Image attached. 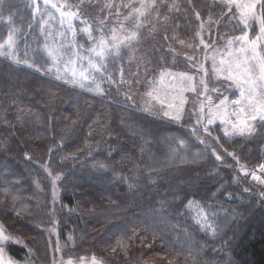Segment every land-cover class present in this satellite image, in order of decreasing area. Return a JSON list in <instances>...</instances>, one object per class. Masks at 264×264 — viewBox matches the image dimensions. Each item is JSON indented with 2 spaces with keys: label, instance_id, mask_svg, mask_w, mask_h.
I'll return each instance as SVG.
<instances>
[{
  "label": "trees",
  "instance_id": "obj_1",
  "mask_svg": "<svg viewBox=\"0 0 264 264\" xmlns=\"http://www.w3.org/2000/svg\"><path fill=\"white\" fill-rule=\"evenodd\" d=\"M177 1V9L158 6L142 19L137 42L145 82L137 81L130 45L107 57L102 72L93 70L85 53L97 58L80 32L78 56L66 51L69 36L58 71L27 67L24 60L53 66L45 42L60 44V25L49 20L42 33L30 0L0 4V43L15 29L14 52L22 61L0 56V223L13 258L30 264L93 257L103 264H264V185L242 167L264 163V130L223 139L220 148L190 104L176 121L163 115L166 105L142 99L150 71H183L191 61L176 44L177 32L184 39L196 33L205 39V28L215 29L212 36L239 34L236 26L227 32V24L205 27L209 17L225 22V10L213 1ZM91 2L96 21L115 26L116 17L100 11L106 0ZM76 70L95 76L93 90L64 82ZM225 91L222 86L217 93Z\"/></svg>",
  "mask_w": 264,
  "mask_h": 264
},
{
  "label": "snow or ice",
  "instance_id": "obj_2",
  "mask_svg": "<svg viewBox=\"0 0 264 264\" xmlns=\"http://www.w3.org/2000/svg\"><path fill=\"white\" fill-rule=\"evenodd\" d=\"M3 0H0V4ZM45 5L44 13L40 12V5L38 0H30V6L34 9V15H40L41 24L40 30L42 33L47 31L49 20L57 19L61 32V41L58 45L54 40L45 42V52L47 57L52 61V67L43 69L42 65L37 64L35 61L29 62L24 60L23 63L29 67L34 68L35 71L41 72L42 70L52 72L58 71L55 66L63 59L62 51L64 40L69 36V47L66 49L68 52H73L78 56L76 45L78 44L77 33H83L87 41L92 45L88 51L94 54L97 58L96 62L93 61L91 56H87V65L91 66L96 72H102L105 67L104 61L109 56H119L120 47L123 45L127 47L133 41H138L139 29L143 26L142 19H148L151 11L158 10L156 0H128L127 3L115 5L114 0H106L100 11L108 9L109 14L116 17L117 21L115 26H112L111 21L104 19L96 21V16L93 11L94 5L91 0H87L88 7L81 9V5L85 0H77L74 4H69L68 0L63 3H54L53 0H43ZM220 3L226 8V13H232L235 17L238 13L239 22L242 25L239 35L232 36L227 39L224 44V51L213 48V54L209 56L207 53L204 55V60L200 62V71L203 73L199 84L202 85V91L198 95H203L208 100L207 124L211 125L214 119L219 115L227 114L229 104L238 105L239 108H233L232 114L236 115L237 119L231 122L230 129L225 130V135H240L251 137L256 131L257 127L264 130V0H220ZM55 9L59 13L58 17H53L52 13L48 11V6ZM172 7H176L175 4ZM233 7L236 8V13H233ZM122 8L126 12H122ZM47 14V19L43 16ZM122 20L127 24L121 22ZM196 19L200 20L199 12L195 13ZM92 17V19H88ZM232 17H230L231 19ZM167 19V17H165ZM211 20V17H209ZM258 24V32L254 37H250V25ZM107 27V34L105 28ZM203 30V24L200 25ZM16 30L8 34V39L5 43H0V56L9 57L15 64L22 63L21 59L15 55L14 49L16 41L14 34ZM200 35V44L204 49L210 47V43L205 42L203 35ZM183 43V41H181ZM71 59V57H69ZM211 59V72L219 79L231 82L227 87H235L239 89V98L229 100L227 96H219L218 104L213 105L211 97L208 95L209 89L207 81L203 78L208 76L209 69L204 67V63ZM164 74H162L163 77ZM169 75H171L169 73ZM59 79V77H57ZM178 87L181 92L184 90H191L196 92V79L193 75L188 73H180L178 78ZM65 83H72L74 86L80 88L87 87L90 91L93 90L95 84V76L91 73L86 74L81 71L79 74L73 72L71 78L65 79ZM95 90L102 91L99 85H95ZM212 91L219 92L218 89ZM149 97L153 96L152 92L147 93ZM157 99H159L157 97ZM161 105H166L167 109H175V112L163 111L164 116H168L173 120L179 121L182 118V104L175 105L165 99H160ZM205 105H201L200 112L203 114ZM228 123L227 119L222 121ZM195 131V129H193ZM208 132V128H204ZM210 135V133H209ZM205 144V140L199 141ZM183 144V141H180ZM220 160L219 155L216 156ZM259 171L264 173V163L259 165ZM251 175V179L264 185V178L257 175L255 171L249 173L244 171V175ZM7 192V190H5ZM247 191V189H245ZM264 195V193H262ZM13 201L17 198L12 197ZM206 224V221H205ZM210 227V225H206ZM71 239V237H69ZM6 242H10V237L5 235L4 229L0 226V264H13V261H5L3 253L5 248L2 246ZM115 250V249H113ZM197 253H193L195 255ZM93 264H102L97 261L95 257L92 258ZM67 264H72L69 259Z\"/></svg>",
  "mask_w": 264,
  "mask_h": 264
},
{
  "label": "rangeland",
  "instance_id": "obj_3",
  "mask_svg": "<svg viewBox=\"0 0 264 264\" xmlns=\"http://www.w3.org/2000/svg\"><path fill=\"white\" fill-rule=\"evenodd\" d=\"M215 3V6H222V8L220 9H224V16H225V22H223V20L221 22L215 21V19L211 20H207L205 21V27H213L215 28V26H219V25H224L227 24L229 25V29L227 30V32L232 31L233 29H235L233 26H236L237 30L240 33V29L242 28V25L239 22V16L238 13L236 14L235 17L232 16V13H226V8L220 3V0H211ZM54 3H63L64 0H53ZM38 3L40 5V9L43 11L45 10V5L43 3V0H38ZM68 3L73 4L72 0H68ZM156 4L157 6H166L168 5L169 10H173V9H177L178 8V1L177 0H156ZM175 4L177 6L176 7H172V5ZM40 10V11H41ZM48 11L52 13L53 17L54 14H56L57 16H59V13L56 12L55 9L51 8V6H48ZM223 12H220L219 14H222ZM233 13H236V8L233 7ZM157 16H159V13L156 14V20H157ZM223 16V17H224ZM230 17H232L230 19ZM117 19V18H116ZM189 19V17H188ZM120 20H122V17L120 18ZM185 22L186 18L184 19ZM200 21H203L200 19ZM160 23L158 25V27H161ZM251 27V31L249 33L250 37H254L255 34L258 32V24H253L250 25ZM156 29H158L157 27H155ZM184 29H186V33H189L188 30V26L184 27ZM214 30H209V29H204V33L205 36L208 35L207 37H205V42L210 43V47L208 49H204L203 45L200 44V35H194L190 36L189 38H183L184 36H182L181 32H177L175 34L174 39L176 40V44L178 46V48L182 51H184L187 54V56L185 57L186 59H191V61H189V63H185L186 65H184L185 69L179 70L177 68L174 69H160V70H154V71H150L148 73V77L149 80L151 79V83L150 86L148 87V89L146 90L147 92H145L142 95V99L145 101H159L160 99H165L166 101H170L172 103H174L175 105H180L181 101H183L182 104V112H184V109L187 111H190L189 109V104L190 107L193 109L192 113L194 112V116L195 118H198V121L202 122L204 128H208V132L204 131L205 135H208L209 133L215 138V141L217 142V144L219 145L220 148H224V145L222 144V140L223 139H232L237 137L238 135H225V130L226 129H230V125L231 122L236 120L237 117L236 115L232 114V110L233 108L238 109L239 106L238 105H231L229 104L227 106L228 108V112L227 114L224 115H219L217 116L213 123L211 125L207 124V112H208V100L203 96V95H198V93H200L202 91V85L199 84L200 79L203 76V73L200 71V62H202L204 60V55L205 53H207L209 56H211L213 54V48L219 49V51H224V44L227 41V39L231 38L233 35H230L229 33L226 34L225 36L222 34L220 36H218L217 34L212 36L214 34ZM195 33V32H194ZM238 34V35H239ZM202 35V34H201ZM211 38L216 39L218 41H220L219 43L216 42H212ZM181 41H183V43H181ZM134 43V44H133ZM129 51H130V56L133 57V59L136 62V67H137V81L138 82H145L147 79H144V75H143V71L145 68V55H143V53L140 51L139 47H138V42L137 41H133L132 44H130L129 47ZM191 50V52H190ZM188 51V52H187ZM197 57V58H196ZM201 59V60H200ZM192 60H196L198 61L196 64L193 63ZM204 67L209 69V74L206 77H203L208 84V89H209V93L208 95L211 97L212 103L213 105L218 104V97L219 96H227L229 97V100L232 99H238L239 98V89L233 87H227L228 84H230L231 82H227L224 81L222 79H219L215 76L214 73L211 72V59H209L207 62L204 63ZM93 69V68H92ZM91 69V70H92ZM89 70V69H88ZM90 70V71H91ZM94 70V69H93ZM75 73L78 74V70L73 71ZM188 73L189 75H193L196 79V92H193L191 90H184L183 92H181L179 90L178 87V78H179V74L180 73ZM169 73L171 75H169ZM162 74L163 77H162ZM218 85V86H217ZM222 86L224 89H226V91L222 94H218L215 91H212V89H218L219 91H222ZM152 92L153 96L149 97L147 95V93ZM193 96L192 98V95ZM157 97L159 99H157ZM191 97V99H190ZM201 105H205V110L204 113L202 114L200 112V108ZM170 112H175V109H169ZM224 119L228 120V123H223L222 121ZM243 168L245 169L246 167L252 168L251 165L248 164H242ZM250 166V167H249ZM255 167V166H253ZM256 168H259L258 166ZM261 178H264V175H260ZM264 189V188H263ZM207 220V218H205ZM0 226L1 223H0ZM5 248V244L2 245ZM3 259L5 261L11 260L13 261V264H30V263H25V262H21L18 261L17 259L13 258L11 255H9V253L7 252L6 248L5 251L3 253ZM97 261H99L98 259H96ZM101 262V261H100ZM67 264V263H66ZM72 264H93L92 259L89 260H85V261H72ZM103 264V263H102Z\"/></svg>",
  "mask_w": 264,
  "mask_h": 264
},
{
  "label": "built area",
  "instance_id": "obj_4",
  "mask_svg": "<svg viewBox=\"0 0 264 264\" xmlns=\"http://www.w3.org/2000/svg\"><path fill=\"white\" fill-rule=\"evenodd\" d=\"M253 171H255L257 175H264V173H261V172L259 171V169L251 168V169L249 170V172H253Z\"/></svg>",
  "mask_w": 264,
  "mask_h": 264
}]
</instances>
